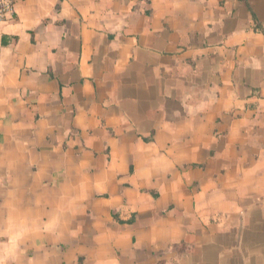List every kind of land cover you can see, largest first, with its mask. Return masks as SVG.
Segmentation results:
<instances>
[{
	"label": "crops",
	"instance_id": "obj_1",
	"mask_svg": "<svg viewBox=\"0 0 264 264\" xmlns=\"http://www.w3.org/2000/svg\"><path fill=\"white\" fill-rule=\"evenodd\" d=\"M0 264H264V0L18 2Z\"/></svg>",
	"mask_w": 264,
	"mask_h": 264
},
{
	"label": "built area",
	"instance_id": "obj_2",
	"mask_svg": "<svg viewBox=\"0 0 264 264\" xmlns=\"http://www.w3.org/2000/svg\"><path fill=\"white\" fill-rule=\"evenodd\" d=\"M21 0H0V23L12 20L16 13V5Z\"/></svg>",
	"mask_w": 264,
	"mask_h": 264
}]
</instances>
